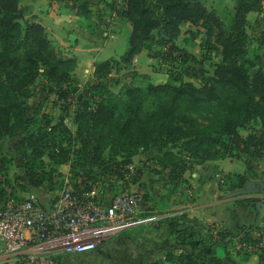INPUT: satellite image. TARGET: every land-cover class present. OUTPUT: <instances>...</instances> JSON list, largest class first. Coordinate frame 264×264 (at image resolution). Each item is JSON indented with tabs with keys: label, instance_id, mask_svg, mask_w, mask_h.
<instances>
[{
	"label": "trees",
	"instance_id": "1",
	"mask_svg": "<svg viewBox=\"0 0 264 264\" xmlns=\"http://www.w3.org/2000/svg\"><path fill=\"white\" fill-rule=\"evenodd\" d=\"M121 1L111 9L131 24L127 46L118 58L95 60L93 78L81 83L74 72L76 57L66 55L48 36L29 6L20 0H0V141L15 137L13 149L22 159V172L10 173L12 157L0 153V173L12 187L20 179L18 185L24 190L40 185L59 188L63 173L55 165L73 159L76 165L70 169V178L81 192L106 173L122 176L131 155L149 145L159 149L168 145L160 161L170 165L173 180L204 160L245 151L264 155V64L251 72L260 55L249 43L247 19L248 11L261 9L262 0H234L225 19L202 0ZM65 4L77 14L90 13L84 0H65ZM183 22L203 27L205 57L211 52L219 56L211 74L195 81L168 71L162 83L127 81L116 90L111 88L110 72L130 66L143 48L162 61L193 60L195 55L176 43ZM38 78L44 80L43 90L53 95V103L62 111L73 106L72 126L65 114L54 117L40 112L39 106L31 115L27 113L26 101ZM238 177L239 188L233 194H239L248 182ZM226 180L222 175L220 182ZM259 190L258 184L252 191ZM138 191L145 205V195ZM1 195L3 201L0 183ZM253 228L241 227L238 236L254 240ZM169 230L179 242H202L195 230L178 227L174 220H169ZM229 234L221 228L215 239L224 242ZM259 252L264 262V248ZM221 253L217 247L208 263L234 264ZM168 256L178 264L196 261L192 253Z\"/></svg>",
	"mask_w": 264,
	"mask_h": 264
},
{
	"label": "crops",
	"instance_id": "2",
	"mask_svg": "<svg viewBox=\"0 0 264 264\" xmlns=\"http://www.w3.org/2000/svg\"><path fill=\"white\" fill-rule=\"evenodd\" d=\"M20 1L29 6L31 13L45 26L48 36L65 50L64 53L76 57L74 72L81 83L93 78L95 60L112 56L118 58L127 46L131 24L111 9V6H119L121 0H84L90 8L87 16L75 13L65 4V0H54L51 3L50 0ZM247 19L251 45L260 55L256 62V68H259L264 64V0L261 9L248 11ZM187 40L185 36H178L176 43L187 49L193 45ZM201 55L198 54L193 59L194 62L197 61L196 64L198 61H209L202 59ZM218 58L219 56L213 62ZM165 65L164 61L150 55L148 50L143 48L135 55V60L132 59L130 66L113 69L112 72L116 76H120L123 71L127 74L144 73L147 80L162 83L168 78ZM209 73L211 74L212 70ZM111 74L110 72L108 81L112 77ZM201 76L202 74L199 75ZM34 92L32 90V94L27 98V110L39 106L38 103L27 105L32 102L30 100L34 97ZM68 123L72 126V122ZM160 150L164 149H139L131 155V160L125 166L128 171L135 170L138 174L134 180L128 178V188L139 189L145 195V207L143 206L139 219L128 226L119 227L115 234L92 249L96 252L89 251L87 256L96 264H148L155 260H159L160 264H178L168 255L184 252L194 255V264H210L207 259L214 256L217 247H221V254L229 257L234 264H264L258 251L230 250V246L242 232L241 227L264 224V204L257 209L251 201L245 200L251 195L264 198V155L245 151L238 156L204 160L187 168L181 179L173 180L170 177V165L160 161L163 159ZM218 174L226 175L228 180L220 182ZM238 175L245 177L246 181L257 182L260 190L233 194L231 191L239 188ZM114 180L120 183L121 177L115 179L114 176ZM169 186L182 187L186 194L190 189L192 196L183 198L178 191L169 193L170 196L166 197V189L170 190ZM115 190V184L106 186L105 183L100 187V193L105 198L110 197ZM179 207L182 208L181 213L176 215ZM169 220H174L178 227L195 230L202 242L196 245L190 241L179 242L169 230ZM210 223L229 231L230 234L224 242L211 237L208 227ZM1 245L3 242L0 239ZM0 264L11 263L6 259V255L0 254Z\"/></svg>",
	"mask_w": 264,
	"mask_h": 264
},
{
	"label": "built area",
	"instance_id": "3",
	"mask_svg": "<svg viewBox=\"0 0 264 264\" xmlns=\"http://www.w3.org/2000/svg\"><path fill=\"white\" fill-rule=\"evenodd\" d=\"M217 176L222 181V175ZM19 182L17 179L12 187L0 173L5 191L0 206V254L6 255L11 264H59L63 254L90 251L119 227L139 219L144 208L138 189H120L105 198L98 182L79 192L64 176L54 197L42 200L33 190L20 189ZM188 193L192 191L188 189ZM220 229L217 225L210 227L211 237H217ZM251 233L254 240L238 237L230 250L261 251L264 224L251 229Z\"/></svg>",
	"mask_w": 264,
	"mask_h": 264
},
{
	"label": "rangeland",
	"instance_id": "4",
	"mask_svg": "<svg viewBox=\"0 0 264 264\" xmlns=\"http://www.w3.org/2000/svg\"><path fill=\"white\" fill-rule=\"evenodd\" d=\"M52 1H54V0H50V3ZM202 1L205 3V5L209 9L215 10L224 19L229 16V14H228L229 11L233 10L234 0H202ZM181 28H182L183 32H181V34L179 36L181 38H183V36L187 37V39H188L187 42L193 44L192 47L188 46L189 47V48H187L188 51L195 53V56H198V54H202L201 55L202 59L206 58L210 62L209 61H205V62L198 61V64H196L195 62H197V61L194 62L192 59H186V61L184 62L185 64H184V63H178V62H172L169 60H164V62L166 63L165 68H166L167 72L172 71L178 75H181V77H183V79L197 81V79H199L198 76L200 74H202V75H209L210 74L209 72H211V70H212L211 68L213 66L209 65V64H212L214 59H216L218 56H216L214 53L211 52L209 57H205L206 54H204V53L206 52V49H205L203 43H201L203 40V33L201 32V30L203 29L202 26L189 25L187 23H182ZM185 29H188V30H185ZM192 33H194V36H192ZM250 41H252L251 37L249 39V43L251 45ZM160 49H161V47H160ZM256 67H257V64L251 68V72H253L256 69ZM183 72H184V74H181ZM111 73H112L111 74L112 77L108 82H109L111 88L115 89V90L118 89L123 82L130 81L132 83H137V84L143 85V84H145V82L147 80V78L144 76H141V74H139V75L127 74V73H124V71H123V72H120V76H118V75L116 76V74L114 72L111 71ZM43 83H44V80L42 78H38L35 81V83L32 86V90L35 91L34 97L31 98V100H30L32 102L27 103V105H34L35 103H38L39 107L41 108L40 112L45 111L47 113H50L54 117H56L58 115H64L65 114L66 115L65 119L69 121L70 116L72 114L71 109L73 108V106H70L66 110L62 111L60 109L59 105L53 103V101H52L53 95L52 94L47 95V93L43 90ZM32 110H33V108H28L27 113L30 114L32 112ZM14 140H15V137H6L5 139L1 140L0 141V153L6 155L7 157L8 156L12 157V160L9 164V170L12 172L16 171V173H17V172H22V169H21L22 159L19 157H16L15 151L13 149ZM155 148H157V147L149 145L148 147L144 148L143 150H151V149L155 150ZM165 148H168V145H166L165 147H163L161 149H165ZM160 151L162 154L164 150H160ZM104 155H106V153ZM183 156L181 155V157H183ZM73 163L75 164L74 160L72 159L71 161H67L66 163L55 165L56 168L60 172L63 173L62 177L67 176L71 183H73V181H74L73 178H70V176H71L70 175L71 174L70 169L72 168ZM127 169L122 171L123 172L122 176H119L118 174L117 175H110L109 173H106L103 177H100V179L96 180V182H98L100 187L104 186L105 183H106V186H108V185L113 186L115 184L116 185L115 191L120 190V189H124V188H128V185H127L128 178L134 180V179H136L138 174L136 173L135 170L128 171ZM12 172H10V173H12ZM107 174H109V175H107ZM127 175H130V176L128 177ZM114 176H115V179H117V177H121L120 183H118L117 180H114ZM215 176H216V174H215ZM122 182H123V185L121 186ZM62 184H63V182H62ZM62 184H61V186H62ZM124 185H126V186H124ZM183 185H185V184H183ZM100 187H99V190H100ZM169 187H170V190L166 189V194H167L166 197L170 196L169 193L170 194L174 193V192L178 193V191L181 193V195H182L181 197H183V198L188 199V198H191V196H192V194L190 195L189 193H188L189 194V196H188V194H186V192L183 190L182 187L181 188L179 186H176V187L169 186ZM30 188L36 194H38V196L42 200H48L49 198H52L55 195V193L58 191V187H56L54 189H48L45 185L31 186ZM128 189H130V188H128ZM143 206L145 207V205H143ZM177 209L180 210L182 208L179 207ZM214 226H215L214 224L210 223L208 227L210 228V227H214ZM90 251H92V250H90ZM92 252H96V251H92ZM87 253H89V251H85V252H81V253L63 254L59 257L58 262L61 264H91V263H95L94 261H92L87 256ZM97 264H102V263H97Z\"/></svg>",
	"mask_w": 264,
	"mask_h": 264
},
{
	"label": "water",
	"instance_id": "5",
	"mask_svg": "<svg viewBox=\"0 0 264 264\" xmlns=\"http://www.w3.org/2000/svg\"><path fill=\"white\" fill-rule=\"evenodd\" d=\"M258 189V183L255 182V181H248L246 183V185L239 189L238 192L239 193H248L252 190H256ZM251 198H252V201H251V204L254 205L257 209L260 208V205L263 203L264 204V198H259L258 196H255V195H251Z\"/></svg>",
	"mask_w": 264,
	"mask_h": 264
}]
</instances>
